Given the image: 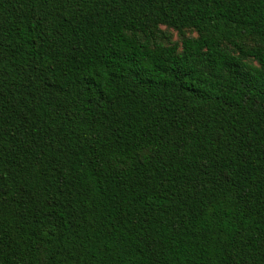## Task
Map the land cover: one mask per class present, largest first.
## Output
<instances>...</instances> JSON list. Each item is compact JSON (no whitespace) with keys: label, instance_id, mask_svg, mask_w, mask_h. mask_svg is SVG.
Segmentation results:
<instances>
[{"label":"trees","instance_id":"16d2710c","mask_svg":"<svg viewBox=\"0 0 264 264\" xmlns=\"http://www.w3.org/2000/svg\"><path fill=\"white\" fill-rule=\"evenodd\" d=\"M0 264H264V0H0Z\"/></svg>","mask_w":264,"mask_h":264}]
</instances>
